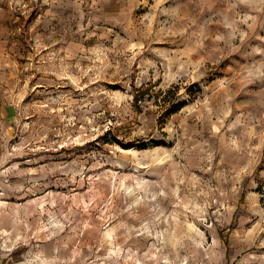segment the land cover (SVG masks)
<instances>
[{
	"label": "rangeland",
	"instance_id": "374dc122",
	"mask_svg": "<svg viewBox=\"0 0 264 264\" xmlns=\"http://www.w3.org/2000/svg\"><path fill=\"white\" fill-rule=\"evenodd\" d=\"M0 103V264H264V0H0Z\"/></svg>",
	"mask_w": 264,
	"mask_h": 264
},
{
	"label": "crops",
	"instance_id": "0c3cea01",
	"mask_svg": "<svg viewBox=\"0 0 264 264\" xmlns=\"http://www.w3.org/2000/svg\"><path fill=\"white\" fill-rule=\"evenodd\" d=\"M14 116V112L12 107H10L7 103H0V123L1 121L9 122Z\"/></svg>",
	"mask_w": 264,
	"mask_h": 264
},
{
	"label": "trees",
	"instance_id": "16d2710c",
	"mask_svg": "<svg viewBox=\"0 0 264 264\" xmlns=\"http://www.w3.org/2000/svg\"><path fill=\"white\" fill-rule=\"evenodd\" d=\"M146 90V89H145ZM145 90H143V91H139L138 93H137V95H135V98H139V97H141V96H144L147 92L145 91ZM179 110V106L178 107H176L175 109H173V111H171V112H176V111H178Z\"/></svg>",
	"mask_w": 264,
	"mask_h": 264
}]
</instances>
